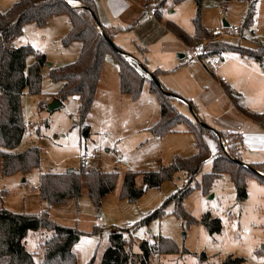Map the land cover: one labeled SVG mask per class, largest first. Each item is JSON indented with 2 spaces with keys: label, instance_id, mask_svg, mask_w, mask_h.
<instances>
[{
  "label": "rangeland",
  "instance_id": "rangeland-1",
  "mask_svg": "<svg viewBox=\"0 0 264 264\" xmlns=\"http://www.w3.org/2000/svg\"><path fill=\"white\" fill-rule=\"evenodd\" d=\"M15 1L0 0V12L7 10ZM252 1V20L248 26H243L244 16ZM131 2L132 24L120 25V30L113 34V42L128 54L141 60L145 58L144 68L147 71H158L157 80L181 99H173V103L183 115L191 120H196L198 116L208 127L216 130L248 131L252 138L247 139V142L254 141L255 146L257 141L253 135L262 128L232 108L223 87L204 73L200 62H181L182 58L178 54L185 51L186 45L165 27L167 22H172L187 34L194 35V18L197 14L195 1L174 3L172 0H161L162 4L158 3L161 13L159 20L154 15L146 14L138 1ZM200 20L209 33L216 28L223 31L226 27L224 21L228 26L242 28L241 37L224 36L218 38L219 41L240 43L251 48H256L255 43L258 41L264 42V0H202ZM68 21L66 15H58L49 18L42 27L28 23L21 35L12 40L14 46L31 45L46 57V62L41 66L40 93L29 94L25 90L21 95L26 131L16 148L19 152L30 145H37L40 149V164L25 175H2L0 171V208L17 213L46 211L55 223L75 228L79 234L72 250L77 257V264H86L92 258L93 264H100L109 243V234L120 228L125 229L127 236L131 235L130 250L134 254L140 253L139 244L142 240L151 244L160 235L176 245L179 253H155L150 264H221L222 259L229 254L244 258L243 264H264V183L256 179L246 181L247 197L242 202H237L235 188L228 174L214 180L208 194L194 188L183 199V209L192 216L200 218L209 212L212 217L219 218L221 230L218 233L209 234L201 224H187L175 214L173 201L165 204L161 216L152 219L147 225H138L145 215L161 207L169 196L182 187L186 174L177 172L172 180L163 181L157 188L146 189L135 200L120 197L124 174L128 171L157 170L168 165L174 156L188 157L194 154L196 137L183 123L178 124L175 131L163 136L152 135L149 128L160 116V102L158 96L149 91L148 80L144 81L140 96L132 100L119 90L116 66L105 60L98 89L83 123L79 121L78 99L75 97L70 96L60 107L49 110L48 105L55 100L62 87V82L50 78V69L74 62L79 55L78 42L73 41L68 45L62 42L69 30ZM255 28L259 32L253 33ZM213 39L209 36L201 41L206 47ZM217 56L220 58L218 70H211L216 78L223 74L228 82V76L233 73L237 61L254 65L252 71L250 67L239 68L244 76L234 81V84L244 92L243 95H237L241 97V104L245 108L264 113L263 67L250 58L230 51ZM128 60L141 69V64ZM32 62L33 57H29L27 64ZM207 79L215 84L203 89L208 84ZM190 100L195 104L193 110L184 103ZM202 140L209 154L195 180L211 170V157L215 155L218 144L216 137L206 131L202 134ZM220 144L229 154L222 139ZM240 149L242 160L247 162L252 151L244 143ZM258 150V158H264V150ZM83 156L89 160V166H97L107 172L116 171L118 174L114 189L101 200L100 205H94L85 188L77 198H69L63 204H49L41 200L38 192L39 174L77 169L82 165ZM258 173L263 175L262 172ZM49 234L48 231L29 230L25 235V248L36 256V262L40 260L38 257L42 244Z\"/></svg>",
  "mask_w": 264,
  "mask_h": 264
},
{
  "label": "trees",
  "instance_id": "trees-1",
  "mask_svg": "<svg viewBox=\"0 0 264 264\" xmlns=\"http://www.w3.org/2000/svg\"><path fill=\"white\" fill-rule=\"evenodd\" d=\"M80 1L83 7H74L67 0H16L7 10L0 12V171L2 175L15 173L25 175L40 164V149L37 145H30L19 152L16 148L26 131V124L22 117L21 95L25 90L29 94L40 93L41 66L46 62V57L31 45L14 47L12 40L21 35L23 27L28 23L42 27L49 18L66 15L70 27L62 38V42L68 45L78 41L81 46L76 61L50 69V78L53 81L62 82L56 101L62 104L68 97L78 96L79 121L83 123L94 100L105 56L111 54L118 65L119 90L122 94L128 95L132 100L137 99L141 94L144 81L148 80L150 91L158 96L160 116L149 128L152 135L163 136L175 131V127L183 123L196 137L194 154L188 157L174 156L168 165L161 166L157 170L128 171L124 174L120 197L128 200H135L146 189L157 188L163 181L172 180L177 172L182 171L186 174V181L182 187L169 196L161 207L145 215L138 225H147L152 219L161 216L165 204L173 201L176 207L175 214L187 224H201L209 234L220 232L219 218L212 217L209 212L202 214L200 218L192 216L183 209V199L194 188L201 189L205 195L208 194L214 180L223 174H228L235 188L236 200L242 202L247 197L246 181L248 179H256L264 183V160L249 163L242 160L241 133L212 129L206 123L202 121L197 123L196 120H191L179 112L173 103V99L175 100L178 95L157 80L161 90L152 79L147 78L144 71L130 62L124 56L126 52L113 42L112 29L92 18L91 12L96 16L94 0ZM160 1L158 3H161ZM172 1L178 3L183 0ZM194 1L197 6L194 35L187 34L175 23L167 22L165 25L167 30L187 45L211 36L200 20L202 0ZM253 8L252 1L244 16L243 26L250 24L254 13ZM154 16L160 19L159 9ZM255 44L257 47L251 48L240 43L213 39L206 44L205 50L209 55H220L225 51L234 52L253 59L262 66L264 42L258 41ZM29 57H33L30 65L27 64ZM141 65L145 67V58ZM157 72L156 70L153 73L156 79ZM224 91L240 113L264 127V113L245 108L241 104V97L230 88L225 87ZM187 103L189 108L195 105L192 101ZM205 131L212 133L218 140V144L215 155L212 157L211 170L202 173L199 180H195L209 154V149L202 140V134ZM221 139L226 144L229 154L221 146ZM258 172H262L263 175ZM117 175L116 171L107 172L97 166L83 165L62 173L41 172L38 192L40 199L49 204H63L69 198H77L85 188L94 205L98 207L101 200L114 189ZM29 230L50 233L42 244L38 262L24 245V238ZM78 234L75 228L55 223L46 211L17 213L0 208V264H77V257L72 246ZM108 242L100 264H150L151 257L155 253H179L170 239L160 235L155 237L151 244L147 240H142L139 244L140 253L134 254L130 250L131 235L127 236L125 229L121 228L109 234ZM93 260L94 258L86 264H93ZM244 262V258L229 254L222 259L221 264H243Z\"/></svg>",
  "mask_w": 264,
  "mask_h": 264
},
{
  "label": "crops",
  "instance_id": "crops-1",
  "mask_svg": "<svg viewBox=\"0 0 264 264\" xmlns=\"http://www.w3.org/2000/svg\"><path fill=\"white\" fill-rule=\"evenodd\" d=\"M67 2L68 3H70L72 6H74V7H83V4H81V2H80V0H71V2H70V0H67ZM94 2H95V5H96V16H97V20H98V22L101 24V25H103V26H106V27H109V28H111L112 29V31H113V34H114V32L115 31H117V30H120V28H121V26L122 25H126V24H132V22H130L131 21V17H132V11H130V6L132 5H130V3H132V2H129V1H127V0H94ZM139 3V2H138ZM140 4V3H139ZM141 6V5H140ZM142 8V7H141ZM55 17V16H54ZM51 19V18H50ZM139 18H137L136 20H138ZM68 24H69V21H68ZM134 24V23H133ZM121 25V26H120ZM70 27V26H69ZM100 29V28H99ZM113 36V35H112ZM179 40H181L180 38H179ZM182 41V40H181ZM74 42H78V41H74ZM183 42V41H182ZM79 43V50H80V46H81V44H80V42H78ZM13 45V44H12ZM185 45H187V44H185ZM14 46V45H13ZM14 47H17V46H14ZM186 48V47H185ZM186 50V49H185ZM185 52V51H184ZM183 52V53H184ZM79 53V52H78ZM183 53H179L178 55H183ZM124 56L126 57V58H128V59H131V60H133L135 63H137L138 65H140L141 64V62H142V60L141 59H139L137 56H132V55H130V54H128V53H126V54H124ZM179 57V56H178ZM182 57V56H181ZM181 57H179L180 59H181ZM247 60V59H246ZM253 60V59H252ZM105 61L108 63V62H112L115 66H116V68L118 69V65H117V63L116 62H114V61H112V57H111V55H109V54H107L106 56H105ZM251 61V60H250ZM255 61V60H254ZM192 62H194V61H192ZM257 62V61H256ZM189 63H191V62H189ZM182 64V63H181ZM187 64V63H186ZM104 65H105V63H104ZM203 65V64H202ZM204 66V65H203ZM202 66V68H203V71H204V73H206V75L208 74V75H210L214 80H216V74L211 70V69H208L207 70V68L205 69L204 67ZM252 66H254V65H252V63H249V62H245V61H237V65L234 67V69H233V73L232 74H230L228 77H229V81L230 82H228L227 81V83L225 84V85H223V86H221V87H223L222 89H225V87H228V88H230V90H232L235 94H241V95H243L244 94V92H242V90H240V88H238L237 86H236V84H234L235 82L234 81H236L238 78H240L241 76H244V74L242 73V70L241 69H239V68H243V67H247V68H249L250 67V70L252 71ZM103 68H104V66H103ZM218 70V69H217ZM224 70H225V68H223V72H224ZM101 76H102V72H101ZM222 76H223V74H222ZM101 78V77H100ZM205 78H208V77H205ZM208 80V84L206 83L205 85H204V87H203V89H207V87H209L210 85H212V84H215L213 81H211V79H207ZM217 82V81H216ZM99 83H100V79H99V81H98V84H97V88H96V91H97V89H98V86H99ZM232 83V84H231ZM218 85V84H217ZM219 86V85H218ZM149 91H150V88H149ZM151 92V91H150ZM153 93V92H152ZM226 94V93H225ZM226 96H227V94H226ZM72 97H75L76 99H78V96H72ZM227 98L229 99V97L227 96ZM175 99H177V100H181V99H179V98H177V97H175ZM191 101V100H190ZM229 101H230V99H229ZM184 102V101H183ZM193 102V101H192ZM231 102V101H230ZM185 104H187L188 105V103H187V101L186 102H184ZM194 103V102H193ZM231 105H232V108H235V110L239 113V114H241L242 116H244V117H246L245 115H243L242 113H240L237 109H236V107L232 104V102H231ZM189 106V105H188ZM192 109V108H191ZM193 110V109H192ZM247 119H249V120H251V121H253V122H255V123H257L259 126H260V129L262 128V130H257V134H255V135H253V136H255V139L254 140H256L257 141V143H256V145L255 146H253V142L254 141H249V142H247V139H251L252 137V135H250L249 134V132L248 131H242V132H240V131H238V130H230V131H237V132H239V133H241V135H242V142H241V147H242V145H243V143L244 144H246L247 145V147H249V151L251 152L250 154H249V158H248V160H247V162L246 163H249V162H257V161H261V160H264V158H258L259 156H258V154L256 153V151H259L258 150V148L259 149H263L264 150V148H262V147H264V127L259 123V122H257V121H254V120H252V119H250V118H248V117H246ZM196 120H201L202 122H204L203 121V119H201V118H199L198 116H196ZM225 131V130H224ZM158 137H160V136H158ZM262 146V147H261ZM213 157V156H212ZM212 157H211V160H212ZM30 252V251H29ZM32 253V252H31ZM33 257H34V259H35V261H37L36 260V256L35 255H33ZM39 259H40V257H38Z\"/></svg>",
  "mask_w": 264,
  "mask_h": 264
},
{
  "label": "built area",
  "instance_id": "built-area-1",
  "mask_svg": "<svg viewBox=\"0 0 264 264\" xmlns=\"http://www.w3.org/2000/svg\"><path fill=\"white\" fill-rule=\"evenodd\" d=\"M129 2L133 0H127ZM138 1L144 10V12L148 15H154L156 10L158 9V2L159 0H135ZM242 28L237 25L233 26H226L223 31L220 29H213L211 31V37L214 39L222 38L224 36H233V37H241L242 35ZM259 32L257 28L253 30V33ZM182 60L181 62L183 64L196 61L200 62L205 66V68L209 69H217L219 63H220V58L217 55H209L206 53L205 50V45L202 41L191 44V45H186V50L182 55ZM263 70H264V64L262 65ZM217 84L219 86H223L227 83V79L225 76H219L216 78ZM82 165L87 167L89 166L90 162L87 159L86 156H83L82 159Z\"/></svg>",
  "mask_w": 264,
  "mask_h": 264
},
{
  "label": "water",
  "instance_id": "water-1",
  "mask_svg": "<svg viewBox=\"0 0 264 264\" xmlns=\"http://www.w3.org/2000/svg\"><path fill=\"white\" fill-rule=\"evenodd\" d=\"M91 15H92V18L95 20V21H97V18H96V16L93 14V12H91ZM223 25L224 26H228V24H227V22H223ZM179 57H181L182 55L180 54V55H178ZM141 69L149 76V78L150 79H152L153 81H154V83L156 84V85H158V87L161 89V87H160V84H159V82L157 81V79L155 78V76H154V74L153 73H151V72H149V71H147L143 66H141ZM162 90V89H161ZM61 106V104L58 102V101H56V100H54L51 104H49L48 105V109L49 110H53V109H55V108H58V107H60ZM69 171H72L73 169H68ZM77 239V238H76ZM263 249H264V245H263V247H262Z\"/></svg>",
  "mask_w": 264,
  "mask_h": 264
},
{
  "label": "snow or ice",
  "instance_id": "snow-or-ice-1",
  "mask_svg": "<svg viewBox=\"0 0 264 264\" xmlns=\"http://www.w3.org/2000/svg\"><path fill=\"white\" fill-rule=\"evenodd\" d=\"M70 2H71V0H70Z\"/></svg>",
  "mask_w": 264,
  "mask_h": 264
}]
</instances>
